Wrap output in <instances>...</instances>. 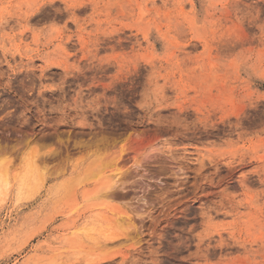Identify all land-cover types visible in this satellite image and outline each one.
Masks as SVG:
<instances>
[{"label": "rangeland", "instance_id": "374dc122", "mask_svg": "<svg viewBox=\"0 0 264 264\" xmlns=\"http://www.w3.org/2000/svg\"><path fill=\"white\" fill-rule=\"evenodd\" d=\"M0 165V264H264V0H0Z\"/></svg>", "mask_w": 264, "mask_h": 264}, {"label": "bare ground", "instance_id": "6f19581e", "mask_svg": "<svg viewBox=\"0 0 264 264\" xmlns=\"http://www.w3.org/2000/svg\"><path fill=\"white\" fill-rule=\"evenodd\" d=\"M4 5V4H3ZM68 10V9H67ZM4 22V21H3ZM6 22H8V21H6ZM243 33V32H242ZM19 38V37H18ZM65 46V45H64ZM128 137H129V135H128ZM125 141V140H124ZM122 153V152H121ZM97 154V153H96ZM103 155V154H102ZM110 155V154H109ZM119 155V157L118 158H120L121 157V155L120 154H118ZM101 157V156H100ZM108 157H110V156H108ZM111 158H113V157H111ZM101 159V158H100ZM115 159H117V158H115ZM115 159H112V160H110V159H104L105 161H100V162H98V163H96V162H94L95 164H96V167L92 164V163H90V164H92V166L91 165H89L92 169L87 173V177H89V178H91V181H93L92 179H98L99 177L101 178L103 175H104V173L106 172V167L107 166H114V165H116V160ZM108 160V161H107ZM92 161V160H91ZM117 161H119L118 159H117ZM2 163V162H1ZM34 163V162H33ZM32 163V164H33ZM1 166V165H0ZM32 166V165H31ZM93 166H94V169H93ZM116 167V166H115ZM114 167V168H115ZM113 168V167H112ZM118 168V167H117ZM120 168V167H119ZM119 168L118 169H116L115 168V170L113 171L112 170V173L110 174H108L106 177H105V175H106V173H105V175H104V179H107V181H106V183H105V187L103 188L104 189V193H103V190H101L102 191V193L101 194H104V195H106L107 196V194L108 193H110L109 191H112L113 190V188H115V186H116V184H117V182L119 183V181L120 180H122V178H123V172L121 171V169L119 170ZM30 169V168H29ZM107 169H111V167H109V168H107ZM30 172V171H29ZM86 173V172H85ZM41 175V174H40ZM76 180V179H75ZM89 180V179H88ZM100 181L101 180H103V177L101 178V179H99ZM81 181H85V180H81ZM103 182H105V180L103 181ZM103 182L101 183L102 185H103ZM80 184V183H79ZM101 187V186H100ZM100 187H99V189H100ZM102 188V187H101ZM100 191V192H101ZM114 191V190H113ZM125 211V210H124ZM123 211V212H124ZM112 212V211H111ZM110 212V213H111ZM114 212V211H113ZM121 212V211H120ZM119 212V213H120ZM115 213V212H114ZM117 213H118V211H117ZM116 213V214H117ZM118 213V214H119ZM126 212H124V213H120L115 219V221H116V223L117 224H119L118 226H125L126 228L125 229H127L128 227H131V229L133 228V230H135L136 229V227H134L135 226V223H134V221H132L133 219L131 218V216H129L130 214H128V213H126V215H124ZM112 214V213H111ZM115 216V215H114ZM114 221V220H113ZM113 223V222H112ZM111 224V223H110ZM114 224V223H113ZM116 224V225H117ZM115 226V225H114ZM135 228V229H134ZM124 229V228H123ZM124 229V230H125ZM132 230V231H133ZM126 231V230H125ZM130 231V230H129ZM131 233V232H130ZM138 233V232H137ZM128 234V233H127ZM126 235V234H125ZM132 236V235H131ZM127 239H128V237H127ZM125 242V241H124ZM127 242V241H126Z\"/></svg>", "mask_w": 264, "mask_h": 264}]
</instances>
